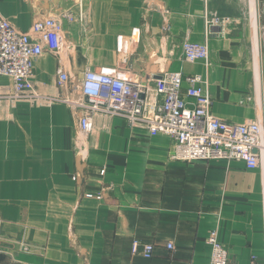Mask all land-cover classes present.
Listing matches in <instances>:
<instances>
[{
  "label": "crops",
  "instance_id": "crops-1",
  "mask_svg": "<svg viewBox=\"0 0 264 264\" xmlns=\"http://www.w3.org/2000/svg\"><path fill=\"white\" fill-rule=\"evenodd\" d=\"M61 12L78 19L67 26L72 75H198L217 118L264 120V1L0 0L21 32ZM208 14L227 19L225 30L207 32ZM187 41L206 45L208 62H188ZM35 67L38 88L55 93L58 59L44 54ZM78 132L66 105L0 102V264H210L214 230L229 264H264L263 169L173 161L171 137L121 118L95 117L84 149ZM136 241L154 256L134 254Z\"/></svg>",
  "mask_w": 264,
  "mask_h": 264
},
{
  "label": "built area",
  "instance_id": "built-area-1",
  "mask_svg": "<svg viewBox=\"0 0 264 264\" xmlns=\"http://www.w3.org/2000/svg\"><path fill=\"white\" fill-rule=\"evenodd\" d=\"M205 20L207 32L214 26L224 31L228 24L227 19L209 14ZM77 21L73 13L61 12L37 20L30 31L21 32L0 16V79L11 82L0 87V102L68 106L77 117L76 145L80 149L85 148L95 117L103 115L121 118L131 129L145 130L151 136L171 137L173 161L227 160L244 163L250 170H264V120L236 125L217 118L201 76L165 73L141 81L114 70L91 69L72 75L65 62L70 48L66 36L67 26ZM44 54L58 59L55 93L42 92L35 83V64ZM183 54L191 63L208 62L209 58L206 45L189 41L183 44ZM2 228L0 218V242ZM207 241L212 247L210 264H229L228 250L219 241L217 230L210 232ZM168 248L174 247L170 244ZM133 253L151 259L154 246L136 241ZM257 262L254 257L253 264Z\"/></svg>",
  "mask_w": 264,
  "mask_h": 264
}]
</instances>
